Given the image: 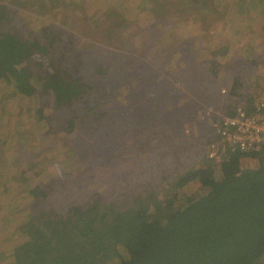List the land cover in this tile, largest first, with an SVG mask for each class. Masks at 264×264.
<instances>
[{
  "label": "rangeland",
  "instance_id": "1",
  "mask_svg": "<svg viewBox=\"0 0 264 264\" xmlns=\"http://www.w3.org/2000/svg\"><path fill=\"white\" fill-rule=\"evenodd\" d=\"M0 3L8 16L0 34L46 45L56 78L82 84L61 101L0 80V248L21 242L28 220L72 222L96 211L115 218L163 200L215 136L207 111L264 90V0ZM19 64L38 83L49 67L42 72L27 55ZM256 161L243 157L241 166ZM205 191L187 179L176 206ZM117 253L126 257L123 247Z\"/></svg>",
  "mask_w": 264,
  "mask_h": 264
},
{
  "label": "trees",
  "instance_id": "2",
  "mask_svg": "<svg viewBox=\"0 0 264 264\" xmlns=\"http://www.w3.org/2000/svg\"><path fill=\"white\" fill-rule=\"evenodd\" d=\"M7 17L0 3V21ZM47 49L35 39L0 34V80L13 81L18 94L32 95L38 87L58 100L68 89L78 90L81 83L56 78L58 70L51 66ZM24 55L42 62V72L48 63L42 82L25 66L16 70ZM215 138L212 135L196 167L171 181L172 190L163 200L116 212L115 218L106 211L94 213V207V216L76 215L72 222L45 216L38 222L28 220L21 225L26 234L21 242L0 248V264H106L115 257L119 264H259L264 257V146L249 153L231 151L227 161L216 163L207 156ZM247 156L257 160L256 168H242ZM189 178L206 191L176 206L179 189ZM118 246L126 257L117 253Z\"/></svg>",
  "mask_w": 264,
  "mask_h": 264
},
{
  "label": "built area",
  "instance_id": "3",
  "mask_svg": "<svg viewBox=\"0 0 264 264\" xmlns=\"http://www.w3.org/2000/svg\"><path fill=\"white\" fill-rule=\"evenodd\" d=\"M207 119L215 140L207 156L216 163L228 160V153H249L264 146V90L250 102L234 104L225 111L208 110Z\"/></svg>",
  "mask_w": 264,
  "mask_h": 264
}]
</instances>
